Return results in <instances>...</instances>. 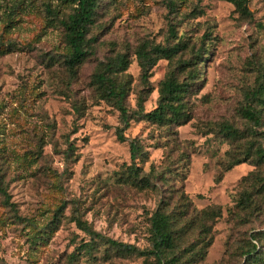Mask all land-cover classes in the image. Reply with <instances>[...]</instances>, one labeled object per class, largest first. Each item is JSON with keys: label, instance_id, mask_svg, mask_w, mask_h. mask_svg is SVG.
I'll list each match as a JSON object with an SVG mask.
<instances>
[{"label": "rangeland", "instance_id": "rangeland-1", "mask_svg": "<svg viewBox=\"0 0 264 264\" xmlns=\"http://www.w3.org/2000/svg\"><path fill=\"white\" fill-rule=\"evenodd\" d=\"M247 8L250 16L223 0H99L88 56L70 72L52 12L61 18L71 7L60 0H0V184L15 205L0 194V264H155L99 241L84 248L81 242L90 239L75 220L147 248L161 196L171 211L188 212L176 252L205 235L200 212H212L211 243L192 264H264V207L236 204L247 175L264 180V164L254 155L264 150V106L251 97L264 89V0H248ZM178 42L171 61L158 60L142 77L141 46ZM121 56L128 65L117 71ZM171 69L189 82L187 117L165 126L148 122L142 116L156 108ZM99 73L124 91L122 105L131 114L125 141L117 138L118 104L97 85ZM247 107L259 114L260 126L242 116ZM226 125L239 137L227 136ZM132 140L140 148L134 162ZM233 160L240 163L228 169ZM142 177L150 186L140 189ZM251 244L256 257L246 261Z\"/></svg>", "mask_w": 264, "mask_h": 264}, {"label": "trees", "instance_id": "trees-1", "mask_svg": "<svg viewBox=\"0 0 264 264\" xmlns=\"http://www.w3.org/2000/svg\"><path fill=\"white\" fill-rule=\"evenodd\" d=\"M63 4L71 7V12L64 17L52 15L62 28L63 39L67 48L66 55L64 56V65L70 72H74L86 59L89 53L90 42L87 38L89 27L93 23L96 8L99 0H60ZM232 4L236 11L242 16H250V12L247 8L248 0H223ZM174 2H169L172 6ZM51 13V12H50ZM172 32V30L170 31ZM181 49V44L178 42L174 46H161L154 45L148 50L145 46H141L136 52V58L138 65L142 72V77L146 78L149 71L155 66L158 60L167 59L171 61L175 53ZM128 63L126 59L121 56L117 57L116 62L113 65V69L117 71H123L127 68ZM184 65V64H181ZM112 66H106V69H111ZM190 77L195 78L196 73L190 72ZM95 81L98 86L104 89L106 95L109 98H114L118 104L120 112V121L122 128L118 131L117 138L119 141H125L126 138L123 135V131L128 126L130 119V113L122 105L124 91L121 87L117 86L114 78L99 73L95 77ZM189 91V82L179 81L176 77L174 69L169 70L163 80L160 83L158 90L159 98L156 108L152 111L143 114V118L151 123L158 125H170L178 124L185 120L187 117L185 110V96ZM251 97L258 102L259 105L264 106V89L263 86L255 89L251 92ZM242 116L250 122L254 127L260 126L259 114L250 107L242 110ZM223 132L232 138H238V133L231 126L226 125L223 127ZM140 148L135 140L129 142L130 160L134 162L137 159V155ZM256 157L257 165L264 164V150L257 148L254 153ZM240 161L233 160L228 166V169L234 165H237ZM138 167L135 166L134 170L130 172L131 178L137 177ZM134 181V180H133ZM132 181V183H133ZM140 181V180H139ZM143 189L150 186L148 177L141 179ZM244 181L248 182L247 188L243 190L237 201L238 207L241 210L257 208L263 209V205L260 200L264 197V180L260 178L255 172H251L244 178ZM153 189V188H151ZM0 194L3 196V202L11 209H14L15 205L10 201L9 195L3 186L0 184ZM62 208V207H61ZM60 208V209H61ZM202 216L201 228H204L205 235H197L196 238L189 242L183 250L176 252L177 248L181 245V240L185 233V227L180 226L181 218L188 215V212L181 213L175 210L171 211L169 198L161 196L155 210L149 219V245L147 248H138L131 244L117 242L110 238H107L97 231L88 228L81 223L79 219L75 220L77 227L83 231L88 237L89 241L81 242L84 248L90 250L96 241L101 242L102 245L108 246L115 250V253L119 255H137L143 257H150L155 261V264H192L200 261L206 253L207 247L211 243V237L206 238L209 231L207 222L213 220L211 211L200 212ZM216 216V214H215ZM214 216V217H215ZM252 250L245 253L246 261L248 258H255L253 254L256 251V245L251 244ZM178 253V254H177ZM181 259H183L181 261Z\"/></svg>", "mask_w": 264, "mask_h": 264}]
</instances>
